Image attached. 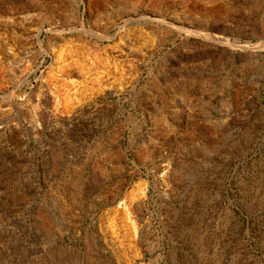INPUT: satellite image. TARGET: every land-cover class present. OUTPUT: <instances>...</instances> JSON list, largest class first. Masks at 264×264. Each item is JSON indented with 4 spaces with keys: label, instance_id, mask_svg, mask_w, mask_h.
Instances as JSON below:
<instances>
[{
    "label": "rangeland",
    "instance_id": "1",
    "mask_svg": "<svg viewBox=\"0 0 264 264\" xmlns=\"http://www.w3.org/2000/svg\"><path fill=\"white\" fill-rule=\"evenodd\" d=\"M0 264H264V0H0Z\"/></svg>",
    "mask_w": 264,
    "mask_h": 264
},
{
    "label": "bare ground",
    "instance_id": "2",
    "mask_svg": "<svg viewBox=\"0 0 264 264\" xmlns=\"http://www.w3.org/2000/svg\"><path fill=\"white\" fill-rule=\"evenodd\" d=\"M201 35H206V34H202V33H201ZM209 38H212V39H214V40H218V41H220V42H222V43H228V42H229L228 39L221 38V37H213V36H209Z\"/></svg>",
    "mask_w": 264,
    "mask_h": 264
}]
</instances>
